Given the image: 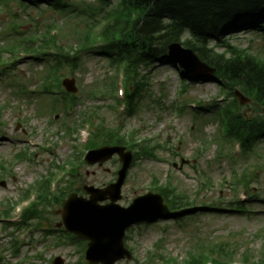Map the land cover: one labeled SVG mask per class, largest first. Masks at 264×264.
Wrapping results in <instances>:
<instances>
[{
    "label": "rangeland",
    "instance_id": "374dc122",
    "mask_svg": "<svg viewBox=\"0 0 264 264\" xmlns=\"http://www.w3.org/2000/svg\"><path fill=\"white\" fill-rule=\"evenodd\" d=\"M69 2L71 6L64 12L46 5L21 8L17 1L7 7L0 6V44L6 46L15 41L13 34L6 36L12 33L9 23L13 20L21 24L24 32L33 31L36 26L29 17L33 15L40 16L42 22L38 31H45L47 24L55 20L61 29L59 38L64 39L68 46L75 45L82 30L77 29L76 24H84L89 19L87 7L96 0ZM14 12L19 16L15 17ZM230 42L264 59V32L236 31ZM1 56L5 59L11 57L5 52ZM19 57L13 67L3 68L0 76V211L18 203L25 190L51 172L55 173L53 192L66 186L67 180L58 182L65 172L56 169L55 163L63 165L71 159L75 155V144L81 147L83 141L80 132L72 136L61 132L60 119L64 116L71 124L80 123L84 111L99 109L96 124L99 122L100 130L120 126L121 135L132 137L135 142L147 140L153 149L151 155L134 161L119 203L127 207L135 197L155 192L153 188L160 182L165 184L170 176L172 185L187 194L181 205L192 202L194 205L184 211L183 219L166 218L129 230L125 241L133 252V258L116 264H133L135 259L145 264H156L153 259L162 262V254L173 264H182L213 244L224 246L223 251L233 249L231 258L236 264L244 261L264 264V139L258 141L247 155L239 154L238 143L233 147L220 139L217 111L227 100L198 115L192 111L194 102L201 101L209 107L220 95V86L215 80L189 81L185 92H182L184 76L177 70V65L162 61L145 72L147 84L144 91L135 95L134 100L138 99V103L129 111L132 116H128L129 112L122 108L124 101L116 111L114 105L117 103L109 94L98 99L91 93L96 85L103 87V82L114 77L116 68L111 59L94 52L85 53L77 69L66 65L62 68V78L76 79L79 99L75 111L68 114L69 117L60 113L54 120L50 112V96L40 93L41 81L48 71L46 61L28 55ZM22 86L27 88L24 94L18 92ZM116 98L120 99L118 91ZM185 101L189 105L185 113L179 114L178 108ZM241 107L251 116H264L263 107L260 109L253 100ZM231 148L234 157L230 156ZM24 150L34 153L23 161H17V153H25ZM73 166L77 168V176L71 175L73 186H69L70 189L82 188L85 184L104 187L115 181L120 162L116 156L103 165L80 161ZM247 168L255 173L244 176ZM6 169L9 173L5 172ZM234 171L238 172V178L233 181ZM236 181H247L248 185L236 190ZM243 197H247L245 202L249 213L218 209ZM24 207L22 204L15 206L8 221L3 220L4 214L0 212V264H54L58 256L65 260L64 264H86L85 244L75 242L63 232L62 227L57 226L61 221L57 213L61 204H51L46 218L29 220L28 227L18 229L12 222L19 220ZM189 215L192 217H186ZM17 239L20 248L14 244ZM151 257L152 261L148 262Z\"/></svg>",
    "mask_w": 264,
    "mask_h": 264
},
{
    "label": "trees",
    "instance_id": "16d2710c",
    "mask_svg": "<svg viewBox=\"0 0 264 264\" xmlns=\"http://www.w3.org/2000/svg\"><path fill=\"white\" fill-rule=\"evenodd\" d=\"M40 1L54 4L55 8L63 12L71 5L68 0H33L35 5H39ZM88 9L94 13V19H88L84 24L77 22L76 28L82 30L80 34L77 31L79 37L75 45L68 46L64 39L59 38L60 27L57 36L50 35L48 30L34 36L39 26V23H35V31L21 32L6 49L35 52L37 59L51 55L49 61L56 60L59 71L64 64L77 67L83 52L95 50L125 64L127 84L140 90L144 80V76L140 77L143 70L168 59L169 44L182 42L217 69L218 82L224 89L238 86L264 108V61L232 45L225 37L226 32L241 27L263 28L260 23L264 20V0H99V3L88 6ZM96 9L102 13L101 16ZM101 19L106 21L105 26L98 36H91ZM186 33L189 36L183 39ZM98 38L104 42L102 45H96ZM51 46L58 53L47 54ZM219 48H223V51H219ZM71 51H75L73 55ZM229 105L225 110L229 131L241 138L246 153L264 137V117L253 118L242 112L236 97ZM110 139L118 144L126 141L125 137L105 134L103 138L96 136L91 139L89 147H96L100 141L110 142ZM163 194L168 201L175 203H181L180 200L185 198L178 195L176 189L167 188ZM47 199V193L39 195L34 209L30 210L31 218L37 215L35 212L39 211V207L46 205ZM236 206L239 210L244 209L242 203ZM219 251L221 255L215 258L204 254L193 255L182 264H207L208 259L211 264H236L228 252ZM214 254L217 255V252L211 250V255ZM247 263L259 264L254 261Z\"/></svg>",
    "mask_w": 264,
    "mask_h": 264
},
{
    "label": "water",
    "instance_id": "95a60500",
    "mask_svg": "<svg viewBox=\"0 0 264 264\" xmlns=\"http://www.w3.org/2000/svg\"><path fill=\"white\" fill-rule=\"evenodd\" d=\"M170 55L187 71L201 77L211 75L215 71L202 62L192 49H185L179 43L170 46ZM64 84L69 91L77 90L75 80H66ZM241 98L244 99L242 96ZM124 150V147H105L91 151L87 156L89 163L105 161L114 153H119L124 162L119 179L106 189L87 187L90 199L72 194L63 209L65 228L89 240L86 255L87 260L92 263L114 264L125 256L130 258L131 253L125 248L123 241L126 229L135 223L163 216L168 210L160 195L148 194L139 197L128 208L116 203L121 198V187L132 159L131 152L125 153ZM107 199L111 202L100 204ZM59 262L63 261L59 259Z\"/></svg>",
    "mask_w": 264,
    "mask_h": 264
}]
</instances>
